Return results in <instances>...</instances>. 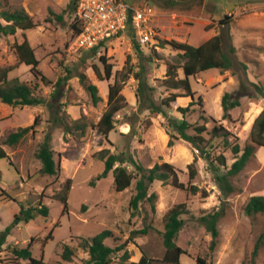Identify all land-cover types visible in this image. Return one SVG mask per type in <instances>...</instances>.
I'll list each match as a JSON object with an SVG mask.
<instances>
[{
	"label": "rangeland",
	"instance_id": "obj_1",
	"mask_svg": "<svg viewBox=\"0 0 264 264\" xmlns=\"http://www.w3.org/2000/svg\"><path fill=\"white\" fill-rule=\"evenodd\" d=\"M70 1L1 0V8H23L37 25L0 37V67L16 65L8 78L17 77L35 87V94L44 97L45 102L23 107L0 102V147L7 153V158H0V233L19 214V202L25 206L46 205L48 214L36 215L10 230L0 252V264L13 263L11 246L25 247L29 242L32 255L42 256L46 264H86L87 254L79 247L80 238H91L104 229L112 231V236L104 240L107 245L116 247L127 241L124 248L129 254L127 263L137 261L144 253L153 264H167L161 260L164 253L161 231L166 212L179 203L185 204L181 215L184 223L176 238V244L186 251L180 256L181 264H195L196 256L212 264H264V245L254 259L251 257L264 217L254 218L244 212L251 196L264 194V147L257 146L245 167L230 178L232 188L226 193L216 183L211 169V165H219L215 159L219 154L225 157L227 167L232 163L235 155L230 150L231 145L237 142L243 148L250 142L252 124L264 108L263 98L241 96L240 106L230 111L228 120L223 119L221 107L224 92L239 96L240 83L264 85V0H125L133 6L147 3L154 11L150 23L157 32L156 38L140 45L138 52L133 49L127 28L95 52L70 50L74 36ZM227 3L240 9L236 8V12L232 6L227 9ZM203 14L214 18L204 22L199 16ZM225 15L230 16L231 21L227 25L220 24L219 20ZM213 34L221 35L224 50L228 51L231 44L235 52L231 55V69L210 68L189 77L194 100L200 97L202 102L201 106H189L184 118L194 126L204 124L206 128L202 133L201 147L205 150L202 155L201 149L182 139L169 145L174 132L164 115L152 112L151 107L158 106L169 94L183 91L166 82L169 64L176 67L177 78H183L184 60L178 55L179 51L165 41L196 46ZM23 35L33 47L39 60L38 68L50 84L35 80L28 66L17 63L14 43L20 42ZM100 57L105 59L106 65H111L110 78H104ZM140 68L146 85L138 95L139 80L134 73H139ZM65 75L68 78L52 98L53 83ZM114 78L121 85L124 100L115 114L114 129L105 138L95 125L106 109L108 86ZM88 83L97 88L100 100L96 104L92 103L86 89ZM190 100V97L177 96L166 107L167 113L183 118L178 107L188 106ZM35 119V132L29 131L15 145L4 143L8 132L33 125ZM217 124L229 132L227 144L222 138L211 137V130ZM65 125L69 129L66 130ZM47 131L52 133L50 145L59 165L57 175L42 174L35 155ZM188 132L194 133L192 129ZM102 149L126 153L146 168L170 163L187 188L154 181L148 189L149 193H155L154 212L151 213L150 205L145 203V210L142 207L131 215L128 203L134 193V181L126 189L116 191L111 173L96 179L104 168L98 157ZM125 164L132 170L129 163L125 161ZM220 169L225 170L223 166ZM191 170L195 173L193 177H190ZM68 178L71 188L67 210L63 211V203L55 199L54 194ZM91 180L93 186L89 184ZM191 185L197 187L195 193L189 189ZM217 210L221 212L217 221L218 242L211 250V236L200 218ZM146 224L152 227L128 241L132 231ZM63 244L73 248L72 261L60 258ZM122 252L112 256L111 264H120Z\"/></svg>",
	"mask_w": 264,
	"mask_h": 264
},
{
	"label": "trees",
	"instance_id": "obj_2",
	"mask_svg": "<svg viewBox=\"0 0 264 264\" xmlns=\"http://www.w3.org/2000/svg\"><path fill=\"white\" fill-rule=\"evenodd\" d=\"M70 3L73 4L74 14L76 0H71ZM57 17L61 19V15H58ZM230 21L231 17L228 15H225L219 20L220 24L226 25ZM36 25L37 24L31 15H29L23 8L10 9L1 8L0 6V37L14 35L17 30L31 29ZM71 26L74 29V36L77 35L79 32V27L75 15H73ZM126 28L128 30V35L131 37L133 49L138 52L140 50L139 48L141 44L137 40L135 28L131 22V13L125 26V29ZM106 41L107 40L100 41L97 45L89 50L95 52V50L98 47L103 46ZM165 42L178 50V55L184 60L181 65L183 78H177L176 67L169 64L166 70V82L169 86L173 88H181L183 91L180 93L169 94L160 101L158 106L153 105L151 107V111L164 115L168 127L174 132L171 133L169 145H172L175 140L182 139L191 143L197 149H201V154L203 155L205 150L203 147H201V144L204 141L202 133L206 130L204 124L194 126L184 118L189 106H201L202 102L200 97H198L197 100H194L195 92L191 89L189 77L210 68H216L220 71L231 69L233 67L231 55L234 54L235 47L230 44L228 51L224 50L223 41L220 34H215L211 38L201 42L196 46L190 45L186 42H177L172 40ZM14 51L17 57V63L28 66L29 71L35 80L39 79L43 83L50 84V81L46 79L41 70L38 68L39 60L25 35L22 36V40L20 42L14 43ZM100 61L103 65L104 78H110L112 74L111 65H106V61L103 57H100ZM15 67L16 65L0 67V102L11 106L17 105L22 107L42 105L45 102V99L44 97L35 94V87L29 85L26 82L20 81L17 77L11 79L8 78V73ZM69 72L70 71L66 68V73ZM134 74L139 80L137 94L141 95L146 85L143 78H141L142 68H140L139 73ZM67 78L68 75H65L58 78L56 82L53 83L52 86L55 90L51 96L52 98L55 96L54 94L58 92L59 87ZM86 89L90 95L92 103H98L100 97L97 94L96 86L94 84L88 83L86 84ZM239 91V96H233L229 92H224L221 96L223 119H231L230 111L240 106L241 96H246L248 98H254L257 96L264 99V85L261 83L250 82V85L244 82L240 83ZM177 96L191 98L188 106L178 107V110L183 116L181 119L169 115L166 111V107H168L169 103L174 101ZM107 97L108 99L106 109L95 125L98 133L105 138H107L108 134L114 129L116 122L115 114L121 109L122 101L124 100V97L121 94V85L115 78L113 83L108 86ZM48 105H50V103H48ZM34 124H36V119L33 125L28 127H19L15 131L8 132L4 143L9 145L17 144L29 133V131L35 132ZM65 129H69V126L65 125ZM190 129H192L194 133H189L188 130ZM228 135L229 132L221 124L214 125L211 130V137H219L224 139L226 142H224V144H227ZM51 136V131H47L44 134L43 140L39 144L35 153L41 164L40 172L49 176L57 175L59 172V165L54 159V152L50 145L52 139ZM257 146L264 147V108L252 124L250 131V142L246 143L243 148H240L237 142L231 145L230 150L235 155L232 163L227 167L225 157L222 154H219L215 157L216 162L219 165H211V169L215 172L214 179L216 180V183L219 185L220 189L225 193L232 188L230 184V178L238 174L245 167L247 162L254 155L255 148ZM98 157L103 162L104 168L102 173L97 176V180L105 177L108 173H111L116 191H122L126 189L134 181V193L130 197L128 203L131 215H133L134 212L140 210V208H144L145 203L150 205V212H154L155 193H149L148 191L149 185L154 181L170 183L171 185L180 189L187 188L182 182L179 181L176 171L170 163L163 162L161 164H154L151 168H146L136 161L132 156L126 155V153H114L108 151L107 149L98 151ZM0 158H7V153L2 147H0ZM204 158L208 159V156L204 154ZM125 161L132 166V170H128ZM212 162L213 161L210 163L214 164ZM220 166H223L225 170H221ZM194 175V171L191 170L190 177H193ZM89 184L93 186L94 181L91 180ZM70 188L71 179L68 178L63 183L62 189L54 194V198L63 203V211L67 210V199ZM189 189L192 191V193H195L198 190L195 185H191ZM6 196L10 200L12 199L9 194ZM184 212L185 204L179 203L171 207L165 214L163 230L161 231L162 242L164 245V253L161 260L167 264H181L180 256L182 254H186V251L176 244V238L184 223L183 219L181 218V215ZM244 212L250 217L255 218L258 215L264 217V194L251 196L244 206ZM47 214L48 207L46 205L39 203L38 206H25L19 202V214H16L11 224L5 229V231L0 233V252L3 250V245L5 243L7 234L13 227H15L20 222L27 223L36 215L47 216ZM220 215L221 212L217 210L200 218L203 221L207 232L211 236V240L209 242V248L211 250H214L218 242L217 221ZM151 227L152 226L150 224H146L142 229L132 231L131 237L128 239V241L132 240V238L135 237V234L146 233ZM111 236L112 231L104 229L91 238H80L79 247L87 254L86 264H111L113 260L112 256L121 250H123V252L118 261L120 264H153V260L144 253L140 255L137 261L127 263L126 260L128 259L129 254L127 250H124L127 241L123 242L119 246L111 247L104 242L106 238ZM263 245L264 222L262 231L254 243L251 253L252 259L257 256L260 248ZM30 246V242L25 247L11 246L10 256L13 261L12 264H46L42 256L35 258L32 255ZM74 254L75 253L72 247L67 244L62 245V250L60 252V258L62 260L68 262L72 261ZM195 264L212 263L208 262L204 257L196 256Z\"/></svg>",
	"mask_w": 264,
	"mask_h": 264
},
{
	"label": "built area",
	"instance_id": "obj_3",
	"mask_svg": "<svg viewBox=\"0 0 264 264\" xmlns=\"http://www.w3.org/2000/svg\"><path fill=\"white\" fill-rule=\"evenodd\" d=\"M130 13L139 43L154 41L157 32L150 23L154 11L147 3L133 6L125 0H76L74 15L79 32L73 37L70 50H89L122 32Z\"/></svg>",
	"mask_w": 264,
	"mask_h": 264
},
{
	"label": "crops",
	"instance_id": "obj_4",
	"mask_svg": "<svg viewBox=\"0 0 264 264\" xmlns=\"http://www.w3.org/2000/svg\"><path fill=\"white\" fill-rule=\"evenodd\" d=\"M230 6H232L234 9H233V11H235V9L236 8H239L238 6H235L233 3H227V5H226V8L228 9ZM240 9V8H239ZM228 11V10H227ZM236 12V11H235ZM228 14H231L230 12H228ZM238 14V13H237ZM200 16V19L202 20V21H204V22H211V19L212 18H214V17H212L211 18V16L212 15H199ZM211 18V19H210ZM199 25H201L200 23H198ZM215 34H213L212 36H214ZM212 36H210V37H207L208 39L209 38H211Z\"/></svg>",
	"mask_w": 264,
	"mask_h": 264
}]
</instances>
